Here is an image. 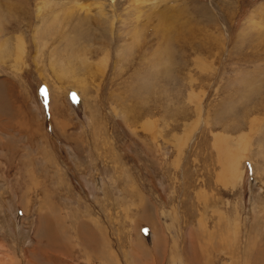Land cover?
Listing matches in <instances>:
<instances>
[{
	"label": "rangeland",
	"instance_id": "obj_1",
	"mask_svg": "<svg viewBox=\"0 0 264 264\" xmlns=\"http://www.w3.org/2000/svg\"><path fill=\"white\" fill-rule=\"evenodd\" d=\"M0 264H264V0H0Z\"/></svg>",
	"mask_w": 264,
	"mask_h": 264
},
{
	"label": "bare ground",
	"instance_id": "obj_2",
	"mask_svg": "<svg viewBox=\"0 0 264 264\" xmlns=\"http://www.w3.org/2000/svg\"><path fill=\"white\" fill-rule=\"evenodd\" d=\"M172 7V6H171ZM171 7H169L168 6V8H171ZM174 7V6H173ZM178 7H180L179 5H178ZM159 15L161 16V21H162V23H163V25H164V23L166 24V22H168L169 21V25H171L172 24V22H171V20L173 21V20H175L174 18H176L177 19V17H178V14H176V12L174 11V10H171V11H169L168 9H165V11L164 12H159ZM160 20V19H159ZM174 22V21H173ZM253 24H255V25H257L258 24V22H254ZM162 25V26H163ZM165 26V25H164ZM166 27V26H165ZM164 27V28H165ZM170 27V26H169ZM166 28H168V27H166ZM176 29V28H175ZM157 31H159V28H157ZM170 31H171V27L170 28H168V31L165 29V31H163V32H166V33H170ZM172 33V32H171ZM135 34H137V32L135 31ZM167 41H168V39H166ZM16 47H18L19 48V46H18V44H16ZM161 65V64H160ZM220 150H219V152H220V156H222V157H224V159H226L227 160V164H228V166L226 167L228 170H229V172H230V175H232V177L233 178H235V176H237L238 174H239V172H238V168H237V163H239V162H237V159H235V157L234 156H231V157H229L228 158V156L221 150V148H219ZM223 149V148H222ZM226 149V148H225ZM225 151V150H224ZM62 224H63V222H62ZM57 230V229H56ZM59 232H61V231H59ZM64 232V231H63ZM69 233H71V234H75V232H73V231H71V232H69ZM228 233V232H227ZM65 234V233H64ZM63 234V235H64ZM77 234V233H76ZM74 237V236H73ZM228 237V236H227ZM79 238V237H78ZM67 239V238H66ZM68 241V240H67ZM50 243V242H49ZM194 243V242H193ZM51 244L52 243H50V246H51ZM53 244H55V243H53ZM57 245V244H56ZM60 245V244H59ZM85 245V244H84ZM83 246V245H82ZM193 247V246H192ZM54 248V247H53ZM60 248L62 249V251L64 250V252H65V255L66 256H70V254H72L71 252L72 251H68L65 247H63V246H61L60 245ZM194 248V247H193ZM53 250H55V248L53 249ZM195 250V249H194ZM57 251V250H56ZM84 255V254H83ZM85 256V255H84ZM194 257V256H193ZM114 258V257H113ZM189 259V258H188Z\"/></svg>",
	"mask_w": 264,
	"mask_h": 264
}]
</instances>
